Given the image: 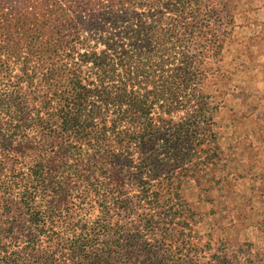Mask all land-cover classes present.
Here are the masks:
<instances>
[{"label":"trees","instance_id":"16d2710c","mask_svg":"<svg viewBox=\"0 0 264 264\" xmlns=\"http://www.w3.org/2000/svg\"><path fill=\"white\" fill-rule=\"evenodd\" d=\"M225 8L0 0V264H245L187 200L226 182Z\"/></svg>","mask_w":264,"mask_h":264},{"label":"rangeland","instance_id":"374dc122","mask_svg":"<svg viewBox=\"0 0 264 264\" xmlns=\"http://www.w3.org/2000/svg\"><path fill=\"white\" fill-rule=\"evenodd\" d=\"M222 1L233 20L215 80L223 101L216 122L226 182L200 194L199 201L194 194L187 200L205 223L194 232L201 246L211 239L206 252L264 264V0Z\"/></svg>","mask_w":264,"mask_h":264}]
</instances>
